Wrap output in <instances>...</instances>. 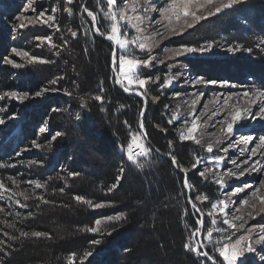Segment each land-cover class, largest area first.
I'll return each mask as SVG.
<instances>
[{
    "label": "trees",
    "instance_id": "trees-1",
    "mask_svg": "<svg viewBox=\"0 0 264 264\" xmlns=\"http://www.w3.org/2000/svg\"><path fill=\"white\" fill-rule=\"evenodd\" d=\"M81 1L97 15V27L104 34L110 33V25L100 12L103 11L102 0ZM24 4L25 0H0V119L5 120L0 124V174L2 171V174H13L15 169L7 165L14 161L12 156L16 150L29 148L33 141L44 144L54 132H59L60 136L52 140L48 152H34L31 159H37V164L24 166L27 177L43 185L31 190L27 200L25 197L20 200L27 207L15 210V206H9V215L7 209L0 211V241L5 242L0 243V249L7 252V255L0 252V264H89V261L91 264H211L184 249L196 227L182 185L184 173L175 170L170 160L156 152L176 156L178 162L189 169V182L197 191L204 189L203 182H198V176L191 169L193 154L198 153L197 145L181 144L173 138L161 114L163 101H166L164 95L155 92L158 102L147 101L143 123L149 142L145 143V148L150 150L149 154L129 161L126 148L134 130L138 131L143 104L139 98L124 94L114 85L110 69L112 43L94 34L91 17L84 10L80 11V19L77 18L78 3L65 7L61 0H47L49 8H55L59 14L56 18L59 30L47 32L40 26L13 30L10 24L15 22L14 17ZM66 13H70L72 19L68 20ZM208 26L210 31L205 30L192 42L217 39L232 44L241 42V47L248 42L245 49H252V62L250 71L244 70L245 76L251 75L254 85L264 88V79L259 77L264 70V49L258 48L259 41H264V0H247L242 7L227 9ZM72 31L77 32V37L71 36ZM52 34L55 46H44L41 56L47 63L24 61L20 69L3 63L4 56L14 55L12 48L37 54L33 47L37 45L36 37ZM47 74H51L49 78ZM53 80L55 84L51 83ZM46 88L50 90L43 91ZM40 89L42 94L34 99V93ZM53 89L57 93H51ZM24 92H28L30 98L23 103L7 95L16 93L14 97H18ZM44 95H47L45 99H41ZM96 95H102L103 102L96 101ZM64 98L72 99L74 109L80 113L72 122L61 116L65 113L57 114L64 106ZM47 116L51 118V128L48 133L38 134L39 124ZM157 125L160 130L155 128ZM63 132L68 138L64 139ZM169 140L173 142L171 148ZM26 156L30 158L29 154ZM70 172L78 175L70 176ZM121 175L119 186L109 191ZM62 187L64 191L60 192ZM193 194L196 195L192 191ZM75 195L84 196L93 205L105 203L103 207L93 208L77 202ZM40 197L49 202L44 203ZM118 214L119 220L115 219ZM106 217L113 220L103 219ZM96 219H101L96 226L98 231L89 232L88 228L95 226ZM206 225L204 220V228ZM113 228L117 230L109 235ZM21 231H41L48 235L22 237ZM92 240L100 243H89ZM205 242L208 245L203 240L204 246L212 251L218 245L209 244L206 238ZM212 251L210 254L215 255ZM86 252L94 255L85 257ZM72 253L76 254L74 260L69 259Z\"/></svg>",
    "mask_w": 264,
    "mask_h": 264
},
{
    "label": "rangeland",
    "instance_id": "rangeland-1",
    "mask_svg": "<svg viewBox=\"0 0 264 264\" xmlns=\"http://www.w3.org/2000/svg\"><path fill=\"white\" fill-rule=\"evenodd\" d=\"M61 2L64 3L63 5H65V7L66 5H73L74 2L75 4L78 3L77 11H76L77 13L75 15H77V18L80 19L81 16L80 11L84 10L85 1L82 2L81 0H76V1L72 0V3L70 4L67 2V0H61ZM170 2L171 0H123L122 2L118 0L117 7L124 12L126 18L129 19L131 23L137 24L139 27H141V29H145L142 30L140 33H136L134 29H129V36H139L141 37L142 42H145L146 44H150V45L155 44V42L159 40V43L155 44V46L153 47L152 54L157 55L160 59L165 60L164 64L157 63L156 66L152 69L141 68L137 73L140 76V78H144L148 75H152L153 77L159 76L161 78L160 81H157L156 83H154V85H152L149 82L146 84L144 89H139L138 86L135 85L129 86V89L146 92L147 101L149 99V101L152 102V104L157 103L159 100V99H153V97H155V92H160L161 95H164L166 101L163 102H165V105H167L168 107L166 108L164 106L161 110V114L164 122L171 129L172 131L171 133L174 134L173 138L176 139L178 142H179L180 132L182 131L186 132L184 121L187 119L189 121L188 126H190L191 119L193 118L192 115L193 112H195L196 115H200L202 112L207 113V115H202L200 120L197 121V131L193 134L196 137V139L201 140V144L197 145L195 144L194 141H186L192 143L193 145H197L198 153L193 154V163L196 162L198 157L204 158L203 162L199 165V171L206 170L205 177L198 176V182L199 180L203 182L202 184L204 189L202 188L200 191H197V187L194 185L195 188L193 190V192H195L196 195L202 193L208 196V200L204 201L203 203L200 201H196V204L200 206V208L204 212L202 213L204 214V220L205 223L207 224L206 225L207 227L205 226V228H204V223L201 226L204 234L202 236L200 234L198 235V242L202 243L203 245L206 244L205 238L207 240V230L211 228L213 230V237H212L213 243L215 244L217 241L219 242L216 248L223 247L224 243H230L231 245V243H234L235 240L240 236L248 237V239L245 241H241V244L237 246L238 248L246 246L247 243H253V245L256 246L255 242L258 241L261 236H264V232H262L259 227H253V226L264 225V213H260V215L256 214L261 207H264V205L261 204L260 200L250 195V192L253 190L252 188H245L244 186L251 185L253 187H259L258 195H264V186H261L259 184L261 180H264V172L256 171L251 173H245V175L239 176V172L242 169L249 168L251 164V161L249 162V164L240 163L241 161L247 159L249 155L247 151L241 153L240 150L242 148L248 149L255 147L256 155L253 157V159H259L261 161H264V145H261L259 143V140L250 143H244L243 141V137L247 136L248 134H252L257 137L264 135V120L249 119L243 125L237 126L236 134L230 138H226L227 137L226 128H227V123L231 122V117L229 116L227 120H224V116L228 112L235 113V111L239 110L241 113H243L244 109L246 108H249L255 112L258 110V106H260V98H258L255 95V93L257 92V90L264 91V88L254 85V83L250 80L249 76L248 77L245 76V72H244V70L246 69L250 71L249 65L250 62H252V58L250 57V55L252 56V53L245 50V47L248 46L249 44L247 42L245 47H241L239 45L242 44L241 42H239V44H232V43H225L217 39H213L205 43L192 42L198 36H201L200 34H203L205 30H207V32L210 31V28L209 26L207 27V25L210 24V22L213 19H215L217 15H219L220 13L215 15H209V13H215L216 7H222L223 4L227 3V0H212V3L210 4H203V0H199V2L203 4V7L200 8L197 14L208 16V18L205 20H201L199 23L195 24L193 28L190 29L186 28L183 19L177 22L175 20L174 15H172L171 13H168L167 16H162L161 13L156 10L150 11L147 14H145L143 11L144 7L152 8L153 5L159 9L167 8ZM105 4H107V0H102L101 6L103 8V11L101 10L100 12L103 18L107 20L111 28V21L107 19L104 15L108 11L107 5ZM41 8H45L48 11L45 14V16L41 17L38 21L36 17L39 11L41 10ZM52 9L53 8H49V5L47 4V0H37V12L33 13L31 12V10H29L28 12L25 13V16L28 18V20L32 21V23L28 27L40 26L41 29L45 28L47 32H49V30L52 31V29L56 30L58 26L56 22V18L59 16V14L57 12L53 13ZM69 14L70 13H66L68 20L72 19V17H70L71 15ZM48 15H53L55 18L54 21L48 22L49 24L52 25L51 27H49L48 24L43 23V21L47 19ZM137 16H145V19L142 24L136 20ZM168 16H171L170 21L167 18ZM28 20H25L24 22L28 23ZM151 20H159L161 22L159 24H153L151 27L146 28V26L150 23ZM188 20L189 22H191L190 17L188 18ZM10 25L12 26L11 28L13 30L15 29L20 30V28L18 27L19 21L15 20V22H12ZM170 26L175 27L177 31H180L181 28H184L185 30L180 35L170 34L168 30ZM157 30L163 33L164 36L163 39H160V37H157L155 35V32ZM93 32L95 34L94 28H93ZM48 36L50 37V40L35 39L37 41V45L36 46L34 45L33 47H36L35 51L38 55L32 52V55L29 54V56H17L15 53H13L14 55L11 56L9 59H12L17 63L23 64L24 61L28 63L31 57H36L37 59L34 61L35 63L37 64L42 63L41 61H46L43 62L44 64L47 63V60H44L41 57L42 52L44 50V46L45 47L47 46L48 48H53L55 46L54 42L52 41L54 35L52 34ZM198 41L199 40H197L196 42ZM110 42L112 43V41ZM208 44H211L212 48L209 49L208 51H205L203 54L197 52V53L175 57L172 56L171 53H166L163 51V49L165 48H177L181 45L200 47L201 45L207 46ZM258 44H259L258 45L259 50L263 51L264 41L263 40L262 42L259 41ZM229 47L239 50L228 51ZM116 49L118 51V46H116ZM17 50L21 52H25V50H23L22 48H17ZM38 51L40 52L38 53ZM133 54L135 55L136 58H141L145 56V54L139 52L138 49H133ZM168 64H172L173 67L169 69L167 67ZM58 65H54V66L57 67ZM50 67L53 66L50 65ZM116 70L119 79L123 80V76L118 69V61H117ZM263 71L264 70H261L260 72L261 75L259 77L261 79H264ZM43 74L45 78L46 77L45 73ZM112 74L115 80L116 76L114 72H112ZM50 75L51 74H49L48 76L47 74L48 78L50 77ZM197 76L203 77L205 81L214 80L217 81V83L215 84L204 83V82L197 84L191 83V81L194 80ZM170 77L175 78V82L173 83V85L170 87L161 88L160 85L163 83V81ZM123 83L125 86H127L126 80H124ZM153 86H155V88L150 89V87ZM39 91L42 92V89H40ZM244 91L249 92L248 97L243 96ZM51 93L55 94L57 92L53 90L51 91ZM175 93H180V95L175 96L174 95ZM7 95L9 97L16 98L12 94L8 93ZM126 95L132 96L129 94ZM33 96L34 99H39L37 96L35 95ZM46 96L47 95H44L43 97L40 98L45 99L44 97ZM33 98L31 99L34 100ZM41 99L40 101H42ZM139 99L142 101L143 104L142 106L144 108L145 107L144 101L141 98ZM225 99H229V104L227 106L224 105ZM64 100H65L63 103L64 106L63 107L61 106V109L60 111L57 112V114L65 113L64 115L61 116H65V118L68 119L69 122H72V120L80 116V113H78L79 111L76 112V109H74L75 104L72 99L69 98L68 100V98H64ZM253 101H255L256 103H252ZM205 104H207V108L204 107ZM5 107H7V105H5ZM213 111L217 112L218 114L212 117V119H208V117L211 115ZM173 114H177L179 118L175 120L172 125H169L167 121L170 119V117ZM70 116H75V117L71 118ZM50 119L51 118L47 116L45 121H41L39 124L40 127H43L45 129L44 132L48 133V131L51 128L49 123ZM221 121L223 123H220ZM139 123L140 121L138 122V131L134 130L129 143H133L132 137L136 136L137 133H139L140 131ZM214 123L216 125L215 127L212 126ZM53 127H55L54 124ZM155 128L158 130L161 129L158 126H156ZM39 129L40 128H38V131ZM56 129L57 128L53 129L52 131H55ZM40 133L42 132L39 131L38 134ZM55 134L56 133L54 132V135ZM63 134L66 135V137L64 136V139L68 138V134L66 132H63ZM146 142L149 144L147 137L137 136V140L133 144L134 150L136 147V143H138L144 149H146L145 148ZM51 143H52V138H49V141L45 142L44 144H40L36 141V145H39V147H36L32 143V145H30L29 148H25L23 150L20 149L16 150L12 156L14 161L9 162V164L7 165L9 169L10 168L15 169L13 174L11 175L2 174L4 171L1 172L0 183L4 185V188L7 191H5L4 193L6 198L4 200H0V208L7 209V215L11 213L10 211H8L9 206H15L16 207L15 210L17 208H21V206L16 204L15 201L16 200L20 201L22 198L28 197L27 194L30 193V191L34 190L35 188L34 184L28 183L29 181H35V180L32 177H27L26 173L23 172V170H25L26 168L24 167L25 164L27 163L31 165L37 164L38 162L37 159H31L35 155L34 152L36 151L48 152L50 150ZM209 143L213 145L212 154H209L206 151L207 144ZM225 147L228 148L227 152L222 151V149ZM50 152H52V150ZM126 153H127V148H126ZM26 154H29L30 158H28ZM214 155L226 156L230 160H236L237 164H239L240 167L237 168L235 165H232L229 162H221V164H223L222 167L221 164H217L214 162L213 160ZM135 157L137 156H133V159ZM225 169H231L232 173L235 174V175L229 174L224 176V182L227 186V190L231 191L232 189L235 188L244 189V191L237 193L235 196H232L230 198L225 197L223 195L224 190L219 189L215 183V180L218 178L217 174L223 173ZM193 171L195 172V170ZM9 193L14 194L11 201L7 199ZM220 198H223L226 201L228 199L235 201V205H230L229 208L227 209V212L229 214L228 218L232 223L236 224L237 226H239V224L242 223L243 221H247L244 229H240L239 231H237L236 229H227V233L224 235L216 231L217 228H227V226L223 224L224 217L222 215L213 213V215L216 216L217 219L216 225H213L211 223L212 217L208 215L209 212H212L211 204L215 203L216 200ZM242 199H247L248 203L241 204L240 201ZM20 204H22V202H20ZM236 207H238L239 209L238 211L235 210ZM249 213H251L252 216H249ZM234 217H240L241 219H235ZM252 217H255V219H253ZM247 229H251V232L246 231ZM232 232H235V235L231 236V242H229L227 241L226 236L228 234H231ZM126 238L128 237L126 236ZM203 240L205 244L203 243ZM207 245L208 244H206V246ZM226 251L231 252V246L228 249H226ZM212 252L218 256V252H216L215 249ZM249 260L250 261L252 260L251 256H249Z\"/></svg>",
    "mask_w": 264,
    "mask_h": 264
},
{
    "label": "snow or ice",
    "instance_id": "snow-or-ice-1",
    "mask_svg": "<svg viewBox=\"0 0 264 264\" xmlns=\"http://www.w3.org/2000/svg\"><path fill=\"white\" fill-rule=\"evenodd\" d=\"M67 2L70 4L72 3V0H67ZM212 3V0H203V4H210ZM247 3V0H227V3L223 4L222 7H216L215 9V13H209V15H215V14H219L221 13L223 10L225 9H233L234 6H243ZM118 4V0H107V8L108 11L104 14L105 17L107 19H109L111 21V28H110V34L106 35V39L108 41H114L115 45L118 46V51L117 49L113 50V55H112V67L113 69H116L117 67V61H118V69L119 72L122 74L123 76V80L117 79L116 83L120 84L123 87V91L124 92H129V86H138L139 89H144L146 84L151 82V83H156L157 81H160V77L159 76H155L153 77L152 75H148L144 78H140V76L137 74L138 71L141 68H146V69H152L156 66L157 63L159 64H164L165 60L164 59H160L157 55H153L152 51H153V47L155 46V44L159 43V40H157L155 42V44H146L145 42H142L141 37L139 36H129V29H134L136 33H140L142 30L145 29H141V27H139L137 24H133L131 23V21L129 19L126 18L124 12L122 10H120L117 7ZM203 4H201L199 2V0H171V2L168 4L167 8H156L154 5L152 8H148V7H144L143 11L145 14L149 13L150 11L156 10L159 11L161 13L162 16H167L168 13H171L172 15H174L175 20L177 22L181 21L183 19L184 21V25L186 26V28H193L195 26V24L199 23L201 20H205L208 18V16L205 15H198L197 12L200 10V8L203 7ZM22 10L20 11L19 15L15 16L14 19L19 21V25L18 27L20 29H23L25 27H28L32 21L28 20V18L25 16V13L28 12L29 10H31V12L36 13L37 12V0H25V4L21 6ZM47 9L45 8H41V10L39 11L36 19L39 21V19L41 17H44L45 14L47 13ZM53 13L56 11L55 8L52 9ZM84 11L87 13L88 17H91V22H92V26L95 29V34L104 37L105 34L104 32L101 31V29L99 27H96L98 21L96 18V15L88 10L87 8H84ZM191 18V22H189L188 18ZM169 19V21L171 20V16L167 17ZM246 21L250 22L248 20V17L245 16L244 17ZM54 16L53 15H48L47 19L43 21L44 24H48L49 27H51L52 25L49 24V21H54ZM145 19V16H137L136 20L139 21L141 24L143 23ZM28 20V23H25L24 21ZM161 21L159 20H151L150 23L146 26V28L151 27L153 24H159ZM57 30H59L58 26H57ZM169 33L170 34H177L180 35L183 33V31L185 30L184 28H181L180 31H177V29L175 27H169ZM86 35L88 33H85ZM155 35L157 37H160V39H163V33L159 32L158 30L155 32ZM71 36L73 38L77 37V32L72 31L71 32ZM36 39L38 40H42V39H48L50 40V37H36ZM65 44H67V41H64ZM212 48L211 44H208L207 46L201 45L200 47H196V46H188V45H181L177 48H165L163 49L164 52L166 53H171L172 56L175 57H179L182 55H187V54H192V53H201L203 54L205 51H208L209 49ZM133 49H138L139 52L144 53L145 56L141 57V58H136L135 55L133 54ZM239 49H233L231 47H229L228 51H236ZM246 51L251 52L252 49H245ZM11 51L13 53H15L17 56H29L28 52H21L18 51L16 48H12ZM37 58L36 57H31L29 62L35 61ZM46 62V61H41ZM3 63L7 64V65H11L13 68L16 69H20L23 68L24 65L21 63H17L16 61L9 59L8 56H4L3 57ZM167 67L169 69H171L173 67L172 64H168ZM250 79H253V77L250 75L249 76ZM126 80L127 81V86L124 85L123 81ZM175 82V78H167L163 81V83L160 85L161 88H165V87H170L173 85V83ZM212 83L215 84L217 83V81L214 80H209V81H205L203 77L201 76H197L194 80L191 81V83L193 84H197V83ZM52 84H55L56 81L53 80L51 81ZM227 83V82H225ZM50 89H44L43 91L47 92ZM54 90V89H53ZM101 92H103V89H101ZM42 93L41 91H36L34 93L35 96H40ZM13 96H16V93H12ZM136 95L140 96L141 99L144 101L145 107L143 109H141V118L144 117L146 109H147V93L146 92H141V91H137ZM175 96H179L180 93H175ZM255 95L260 98V106H258V110L257 111H252L249 108L244 109L243 113H241L239 110L235 111V113L232 112H228L225 116H224V120H227L228 117H231V122L227 123V128H226V132H227V137L226 138H230L232 136H234L236 134V128L237 126H241L243 125L246 121H248L249 119L252 120H264V91H259L257 90V92L255 93ZM243 96L244 97H248L249 96V92L248 91H244L243 92ZM21 103H23L25 100L30 98V94L28 92H24L22 95L16 97ZM2 99V98H0ZM153 99H159V96H155L153 97ZM95 100L96 101H100L103 102V96L102 95H96L95 96ZM195 103V102H194ZM252 103H256L255 101H253ZM229 104V99H225L224 100V105L227 106ZM165 107L167 108L168 106L165 105ZM205 108H207V104L204 105ZM218 113L213 111L211 113V115L208 117V119H212V117L216 116ZM193 118L191 119V123L190 126H188L189 121L186 119L184 121V125L186 127V132L182 131L180 132L179 135V142L181 144H183L186 141H194L195 144L200 145L201 144V140L196 139V137L193 135L196 131H197V121L200 120L202 115H207V113H201L200 115H196L195 112H193ZM179 118V116L177 114H173L170 119L167 121V123L169 125H172L173 122L175 120H177ZM206 122V121H205ZM5 120L4 119H0V124H4ZM125 123H127L125 121ZM220 123H223L222 121ZM159 127V125H157ZM213 127H215V123L212 125ZM139 128L140 131L139 133H137L136 136L132 137V141L133 143H129L127 145V158L129 161H133V156H137V157H144L147 156L150 152V150H146L144 149L141 145H139L138 143H136V147L134 150L133 144L136 142L137 140V136L139 137H146L147 136V132L144 128V123H143V119L140 120L139 123ZM40 132H44L45 129L43 127H41L39 129ZM58 136H60V133L57 132L53 137L52 140H55ZM259 140V143L261 145H264V135H261L259 137L254 136L252 134H248L247 136L243 137V141L244 143H250L253 141ZM172 141L169 140L168 141V145L171 148L172 146ZM33 145H35L36 147H39V145H36V142L33 141ZM123 150V149H122ZM158 151V150H157ZM206 151L209 154L213 153V145L211 143L207 144L206 147ZM222 151L227 152L228 148L225 147L222 149ZM241 153H244L245 151H247L249 153L248 158L241 161V164H249V162L251 161L250 167L249 168H245L242 169L239 172V176H243L245 175V173H251V172H256V171H261L264 172V161H261L259 159H253V157L256 155V148L252 147V148H248V149H244L242 148ZM170 156V161L171 164L173 166V168L175 170H177L178 172H183L184 173V178L182 180V185L183 188L186 190V199L188 201V203L191 205V217L193 219V223L195 225H197V227H195L188 238V242L185 243L184 245V249L186 252L188 253H192L194 254L198 259L203 257V260L205 262H211V264H264V236H261L260 239L258 241H256V246L253 245V243H247L246 246L244 247H237L241 244V241H245L248 239V237L245 236H240L239 238H237L235 240L234 243H224L223 247H217L215 249L216 252H218V256H215L214 254H210V252L212 250L206 248L202 243L198 242V237H197V233H199L201 236L204 234L203 233V229H202V225L204 223V214L202 213L201 209L197 206V204L195 203V201H200V202H204L208 200V196L204 195V194H197L195 195V197L193 198L192 195V191L194 190L195 186L189 182V177L187 175L189 169L184 168L177 160L176 156L171 155V153H169ZM204 158L202 157H198L196 162L193 163L191 165V169L195 170L194 175H197L199 177H205L206 176V170L205 171H199V165L203 162ZM213 160L215 163L217 164H221V162H229L232 165H235L237 168L240 167L239 164H237L236 160H230L228 157L226 156H213ZM221 166L223 167V164H221ZM123 169H121V173H123ZM235 175L234 173H232L231 169H225L223 173H219L217 174L218 178L215 180L216 185L218 186L219 189L224 190L223 195L225 197H232L235 196L237 193H240L242 191H244L243 188H235L232 189L231 191L227 190V186L224 182V176L226 175ZM70 176H77L78 173L76 172H70L69 173ZM238 178V177H237ZM123 179V176H119L117 177V182L114 183L111 188L109 189V191H112L113 189L117 188L119 186V181ZM28 183L30 184H34L36 189H40L43 187V185L39 182V181H29ZM259 184L261 186H264V180H261L259 182ZM245 188H252L253 190L250 192V195L258 200H260L261 204L264 205V195H258L259 193V187H253L251 185H245ZM5 191H7L4 188V185L2 183H0V200H4L6 197L4 195ZM60 192L64 191V188H60L59 189ZM14 194L9 193V195L7 196V199L9 201L12 200ZM77 202H83L85 204H88L89 206H92L93 208H100L104 206L105 202H101V203H97L95 205L92 204L91 200L86 199L84 196L82 195H75L73 197ZM28 197H25V200H27ZM41 200H43L44 203H48L49 201L45 200L44 197H40ZM16 204L20 205L21 207H27L26 204H20L19 200L15 201ZM110 203V202H109ZM241 204H246L248 203L247 199H242L240 201ZM230 205H235V201L228 199L227 201L223 198L217 199L215 203L211 204V209L212 212H209L208 215L210 217H212L211 219V223L213 225L217 224V219L216 216L213 215V213H217L218 215H222L223 218V224L227 226V228H217L216 231L220 232L222 235L227 233V229H236L237 231H239L240 229H244L245 224L247 223V221H243L242 223L239 224V226H237L236 224L232 223L229 218H228V212L227 209L229 208ZM38 207V206H37ZM3 209L0 208V211H2ZM236 211H238V207H236L235 209ZM260 213H264V207H261L259 209V211L256 213L257 215H260ZM17 215H19V213H17ZM29 215H31V212H29ZM185 215H189V213L187 212V210L185 211ZM234 215V214H233ZM249 216H252L251 213H249ZM235 219H241L240 217H234ZM253 219H255V217H252ZM103 219H107V220H113V217H106ZM115 219L119 220L120 219V215L118 214ZM101 223V219H96L94 221V225L93 227H89L88 231L89 232H97L98 228L96 226H99ZM253 227H259L260 230L262 232H264V225H254ZM117 229L113 228L111 229L108 234L111 235L113 231H116ZM246 231L251 232V229H247ZM4 235H8L7 233H4ZM29 235H31L32 237H44L47 236L48 233L45 232H41V231H33L31 233L26 232V231H21L20 232V236L22 237H28ZM235 232H232L231 234H228L226 236L227 241L231 242V236H234ZM213 237V230L211 228H209L207 230V242L209 244L213 243L212 240ZM0 243H5L4 241H0ZM89 243L91 244H99L100 241L98 240H92ZM217 244H219V242H216ZM231 246V252L226 251V249H228ZM0 252H3L4 255H7V252L4 249H0ZM75 253H72L69 257L70 260H74L75 259ZM94 253L92 252H86L85 253V257H89V256H93ZM249 256L252 257V260H249ZM222 258V260L220 259ZM89 264H91V262L89 261Z\"/></svg>",
    "mask_w": 264,
    "mask_h": 264
},
{
    "label": "water",
    "instance_id": "water-1",
    "mask_svg": "<svg viewBox=\"0 0 264 264\" xmlns=\"http://www.w3.org/2000/svg\"><path fill=\"white\" fill-rule=\"evenodd\" d=\"M94 31H95V29H94ZM107 35V34H106ZM106 35L104 36V37H101V38H103V39H106L105 37H106ZM107 40V39H106ZM112 43H113V50L114 49H116V45H115V42L114 41H112ZM113 50H112V53H111V65H110V68H111V71L112 72H114V74H115V80H114V84H115V86L116 87H119L122 91H123V87H121L120 86V84H117L116 83V81H117V79H119V77H118V75H117V70L116 69H113V67H112V55H113ZM137 91H139V90H131V89H129V92H124L125 94H129V95H132V96H135V97H138V98H141L140 96H138V95H136V92ZM142 118H141V115H140V119H139V121L141 120ZM158 154H160L162 157H164V158H166V159H168V160H170V156H167V155H164V154H161L159 151H156ZM188 202V201H187ZM190 205V204H189ZM191 206V205H190ZM198 235H199V233H197V237H198Z\"/></svg>",
    "mask_w": 264,
    "mask_h": 264
}]
</instances>
